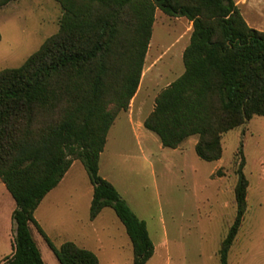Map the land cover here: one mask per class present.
<instances>
[{
	"label": "trees",
	"instance_id": "1",
	"mask_svg": "<svg viewBox=\"0 0 264 264\" xmlns=\"http://www.w3.org/2000/svg\"><path fill=\"white\" fill-rule=\"evenodd\" d=\"M13 0H0V8ZM58 31L25 62L0 70V179L15 202L13 252L2 264H45L31 225L60 264H99L95 252L56 246L34 212L79 160L93 187L89 218L111 207L131 240L133 264H146L154 243L115 186L99 173L109 129L140 85L156 10L192 22L184 71L156 95L143 126L163 147L196 135V154L221 158L222 136L264 116V31L250 27L234 0H55ZM242 158L234 187L236 214L218 250L228 264L247 210Z\"/></svg>",
	"mask_w": 264,
	"mask_h": 264
},
{
	"label": "rangeland",
	"instance_id": "2",
	"mask_svg": "<svg viewBox=\"0 0 264 264\" xmlns=\"http://www.w3.org/2000/svg\"><path fill=\"white\" fill-rule=\"evenodd\" d=\"M62 12L55 0H13L1 7L0 70L22 65L58 31ZM185 22L157 11L138 95L109 129L99 173L146 222L155 247L146 264H219L220 243L236 214V169L243 158L247 210L228 264H264V116L254 115L224 133L222 155L215 161L196 154V135L173 149L163 147L154 132L139 124L152 111L157 93L184 71L182 54L190 37ZM73 162L36 208V221L56 246L68 240L83 246L80 238L89 236L100 264L111 258L133 264L132 246L115 247L128 235L111 207L94 221L102 241L98 250V236L89 223L91 183L83 164ZM14 208L0 179V264L13 252ZM116 229L122 230L119 242L112 240L117 239ZM31 230L45 264H60L34 225Z\"/></svg>",
	"mask_w": 264,
	"mask_h": 264
},
{
	"label": "crops",
	"instance_id": "3",
	"mask_svg": "<svg viewBox=\"0 0 264 264\" xmlns=\"http://www.w3.org/2000/svg\"><path fill=\"white\" fill-rule=\"evenodd\" d=\"M234 2H235V4H236V6L239 8V10H240V12H241V14H242V16H243V18L245 19V21L247 22V24L250 26V27H252V28H255V29H257V30H260V31H264V0H234ZM159 9H157L156 10V13H157V11H158ZM161 11V10H160ZM162 12V11H161ZM183 18H185V17H183ZM155 19H156V14H155ZM186 19V18H185ZM185 26H186V32H188L189 34H191V31H192V22L191 21H189L188 19H186V22H185ZM190 38V37H189ZM150 45L151 44H149V48H148V51H147V54H148V52H149V49H150ZM185 48V47H184ZM146 54V55H147ZM145 59H146V57H145ZM139 88V87H138ZM138 95V89H137V92L135 93V95H134V97L132 98V100H131V102L135 99V97ZM139 105V102H138V104H137V106ZM136 106V107H137ZM130 123H132V122H130ZM139 124H141L142 126H143V119H142V121H139ZM196 143V142H195ZM180 148V146L179 147H177V148H173V149H179ZM103 153H104V149H103V151L101 152V154H100V158H101V156L103 155ZM73 163L74 162H72V164H71V166L73 165ZM70 166V167H71ZM69 167V168H70ZM69 170V169H68ZM68 172V171H67ZM67 172L65 173V175L67 174ZM64 175V176H65ZM64 176H63V178L60 180V182L64 179ZM59 182V183H60ZM58 183V184H59ZM55 188V187H54ZM53 188V189H54ZM53 189H51L46 195H45V197L42 199V201L46 198V196L47 195H49V193L53 190ZM92 189H93V187H92V185H91V188H90V194L92 193ZM91 198H92V195H90V202H91ZM42 201L40 202V203H42ZM39 206V205H38ZM90 206V205H89ZM105 208H103L102 210H101V212L97 215V217L95 218V219H93V220H91L90 218H89V223H90V225H92V228L90 229L91 230V233H93L94 235H97L98 236V238L96 239V242L100 245L101 243H102V241H101V239L99 238V232H98V229L96 228V227H94L93 225H94V221L101 215V213L103 212V210H104ZM121 222V221H120ZM122 223V222H121ZM124 226V225H123ZM125 228V227H124ZM126 231V230H125ZM116 232H117V234H118V236H116L117 237V239L115 240V239H112L113 241H118L119 242V240L121 239V235H122V230H120V229H116ZM121 232V233H120ZM127 233V232H126ZM128 235V234H127ZM80 240L83 242V246L85 247V248H88V249H90V250H92L93 252H95V254L97 255V257H98V260H99V264H100V257H99V255H98V253H97V251L93 248V247H90L91 245V242H93L90 238H89V236H86V237H82V238H80ZM127 241V242H126ZM124 243H117L116 245H115V247H121L122 246V244H127L129 247L130 246H132V244H131V240H130V238H129V236H128V240H126ZM129 241V242H128ZM86 244V245H85ZM98 245V250H100V248H102V245H100L99 246ZM108 264H117V261H115V258H111V260L108 262Z\"/></svg>",
	"mask_w": 264,
	"mask_h": 264
}]
</instances>
